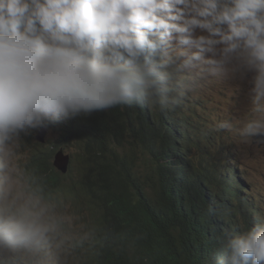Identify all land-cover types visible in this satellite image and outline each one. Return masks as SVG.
I'll return each instance as SVG.
<instances>
[{"label": "clouds", "instance_id": "obj_1", "mask_svg": "<svg viewBox=\"0 0 264 264\" xmlns=\"http://www.w3.org/2000/svg\"><path fill=\"white\" fill-rule=\"evenodd\" d=\"M221 78L247 84L249 107L234 130L217 128L208 111ZM130 109L145 113L165 154L185 157L172 156L156 178L144 149L130 177L153 202L158 183L178 190L184 224L219 229L220 249L203 252L209 264H264V0H0V264L6 253L27 264H113L130 208L101 176L90 189L74 131L105 113L116 151L127 142L111 121ZM35 144L53 151L38 171ZM102 171L120 174L108 159ZM61 177L74 187L60 188ZM128 249L139 262L137 246Z\"/></svg>", "mask_w": 264, "mask_h": 264}, {"label": "trees", "instance_id": "obj_2", "mask_svg": "<svg viewBox=\"0 0 264 264\" xmlns=\"http://www.w3.org/2000/svg\"><path fill=\"white\" fill-rule=\"evenodd\" d=\"M111 123L118 128L127 142H121L116 151H110L109 148L108 134L104 130L105 113L101 119L99 116L87 118L86 125L74 131V135L78 136L83 145L80 174L87 180L90 189L102 177L103 186L110 189L108 194L118 199L122 211L130 208V226H124L125 238L117 239L118 258L113 264H209L203 252L209 248L220 249L219 229L211 223L199 224L198 221L193 225L184 224L187 220L183 216L187 214L188 206L180 198L178 190L158 183L153 202V193L130 177L131 168L137 160L143 159L140 153L144 149L151 153L156 163V167H151L147 173L156 178L170 172L171 159L175 154L180 156L181 161L185 159L182 151L178 149L164 153L142 110L130 109L123 114H115ZM52 153L50 146L41 147L35 144L30 167L38 171L39 161L50 160ZM107 159L108 167L120 171L116 178L109 175L107 177L106 171L99 174ZM189 165L188 160L185 166ZM91 178H94L93 182L90 181ZM53 181L54 179H50L49 183ZM174 224L178 225L179 233L171 235L169 227ZM129 243L137 246L136 256L141 259L139 262L133 263L134 256L129 252Z\"/></svg>", "mask_w": 264, "mask_h": 264}, {"label": "rangeland", "instance_id": "obj_3", "mask_svg": "<svg viewBox=\"0 0 264 264\" xmlns=\"http://www.w3.org/2000/svg\"><path fill=\"white\" fill-rule=\"evenodd\" d=\"M214 99L215 101L213 102V104L208 105V111L214 115L215 123H217V128L220 123L227 122L233 126L234 130L239 126L241 120L244 117V114L249 107V97L246 82L238 78H221L220 87ZM234 123H237V125L234 126ZM31 133H33V131ZM56 136L57 135L53 132H47L45 138H55ZM18 140L14 144V151L16 153L14 161L19 166L24 177L26 178L25 163L28 158L27 150L20 146ZM249 145H251V143H249ZM252 146L256 147L257 145L254 144ZM75 180L76 179L71 180L70 177L67 179L61 177L60 188L74 187ZM47 196L54 198L53 194H47ZM44 199L46 201V198ZM80 200L81 199H77L76 201L80 202ZM54 203H56V201H54ZM69 206L70 204H63L62 202L60 203V206L56 205V207H65L66 209L69 208ZM1 258L8 261V264H27V260L24 258L23 254L20 253H6L3 254Z\"/></svg>", "mask_w": 264, "mask_h": 264}, {"label": "water", "instance_id": "obj_4", "mask_svg": "<svg viewBox=\"0 0 264 264\" xmlns=\"http://www.w3.org/2000/svg\"><path fill=\"white\" fill-rule=\"evenodd\" d=\"M60 159H61V161H62V165H63V168H64L65 163H66V157H61V156H60ZM57 162H59V161L57 160Z\"/></svg>", "mask_w": 264, "mask_h": 264}]
</instances>
